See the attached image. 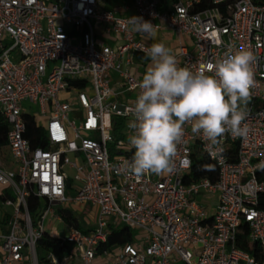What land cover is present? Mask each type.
Returning a JSON list of instances; mask_svg holds the SVG:
<instances>
[{
    "label": "built area",
    "instance_id": "2783aa9c",
    "mask_svg": "<svg viewBox=\"0 0 264 264\" xmlns=\"http://www.w3.org/2000/svg\"><path fill=\"white\" fill-rule=\"evenodd\" d=\"M130 2L132 14L121 17L99 0H0V120L16 165L0 163V264H264V0H171L167 9ZM132 17L175 34L173 55L193 71L230 50L253 53L247 138L225 134L217 153L186 124L171 172L127 171L141 82L135 56L148 48ZM23 115L44 131L47 149H31ZM203 156L217 168L214 182L190 177ZM69 205H89L96 216L85 225ZM121 225L133 231L131 243L106 247ZM61 226L66 235L51 237ZM238 235L257 257L238 247ZM44 236L67 249L38 253Z\"/></svg>",
    "mask_w": 264,
    "mask_h": 264
},
{
    "label": "clouds",
    "instance_id": "9594fccd",
    "mask_svg": "<svg viewBox=\"0 0 264 264\" xmlns=\"http://www.w3.org/2000/svg\"><path fill=\"white\" fill-rule=\"evenodd\" d=\"M134 31L155 38L156 27L142 17L129 20ZM150 58L138 98L131 109L134 119L128 140L134 155L125 167L136 177L146 173L167 174L174 168L177 145L191 125L194 135L207 141V149L222 153L221 138H247L249 126L245 106L253 86V53L228 51L207 68L193 71L181 67L164 43L146 50ZM211 73V74H209Z\"/></svg>",
    "mask_w": 264,
    "mask_h": 264
},
{
    "label": "trees",
    "instance_id": "16d2710c",
    "mask_svg": "<svg viewBox=\"0 0 264 264\" xmlns=\"http://www.w3.org/2000/svg\"><path fill=\"white\" fill-rule=\"evenodd\" d=\"M77 85V84H75ZM23 120L26 126L24 138L27 139L30 143L31 149L41 148L47 149L48 144L45 139L44 131L36 126L35 119L31 115H23ZM113 122V133L114 135H118V131L120 129V119L114 117L112 119ZM8 131V125L5 121L0 120V156L1 153L5 150L7 152V141L6 135ZM190 177L193 180H199L204 177L209 178L211 181H215L217 178V168L215 164L210 161L206 157H200L199 159H195L190 172ZM36 200L33 198H29L27 201V208L31 213L36 207ZM66 220L70 222V214H66ZM133 231L125 226H117L112 229L110 235L108 236L106 247L110 248L117 245H125L129 244L132 241ZM238 247L249 253L253 257H257L258 251L254 245L247 244L245 242L244 235H238L237 240ZM67 249L66 244H62L56 240H52L46 236L42 237L36 244V250L38 253L42 251L53 252L56 256L60 257L62 252ZM44 264V263H39Z\"/></svg>",
    "mask_w": 264,
    "mask_h": 264
},
{
    "label": "crops",
    "instance_id": "0c3cea01",
    "mask_svg": "<svg viewBox=\"0 0 264 264\" xmlns=\"http://www.w3.org/2000/svg\"><path fill=\"white\" fill-rule=\"evenodd\" d=\"M159 2L163 9H167L169 7V3L171 2V0H159ZM99 7L102 10L114 11L117 13V15L121 17H127L131 15L133 11L130 0H112L110 9H107L106 0H99ZM94 26L96 29L100 28V26H98L97 24H94ZM100 38L103 41L107 42L109 45L113 44V41L111 40V38H107L106 36H103V35ZM177 41L178 40H177L176 35L166 29L156 31V35L154 39L146 37L144 40V42L146 43L148 47H150L153 43L162 42L165 44L166 47L172 50V54L176 51V48L178 46ZM135 62L138 64V66L133 72L139 78V80L142 81V77L145 74L147 67L149 66L151 62L150 58L144 55H136ZM112 77L115 78L116 80V76L114 74H112Z\"/></svg>",
    "mask_w": 264,
    "mask_h": 264
},
{
    "label": "rangeland",
    "instance_id": "374dc122",
    "mask_svg": "<svg viewBox=\"0 0 264 264\" xmlns=\"http://www.w3.org/2000/svg\"><path fill=\"white\" fill-rule=\"evenodd\" d=\"M107 1V9H110L111 4H112V0H106ZM112 45V44H111ZM16 54H18L16 52ZM24 105L26 106V110H28L29 108L32 110V112H37V107L35 105L33 106H28L27 103H24ZM40 123H44V121H40ZM0 163L4 166H6L8 169H11L13 171L16 170V165L13 161V159L10 157L9 155V151L7 150V152L4 150L1 153L0 156ZM69 176L72 175L71 171L67 172ZM75 195V192L73 190L68 189L66 192V197L67 198H73ZM71 210L76 211L79 214L80 219L82 220V222L87 225L88 223V218H95L96 216V211L93 207H90L89 205L87 206H83V205H69ZM58 207L56 206L55 209H57ZM90 225V224H88ZM67 230L64 227H58L57 229L55 228V230L50 232V236L51 237H56L58 235L60 236H64L66 235ZM137 234V233H136Z\"/></svg>",
    "mask_w": 264,
    "mask_h": 264
}]
</instances>
